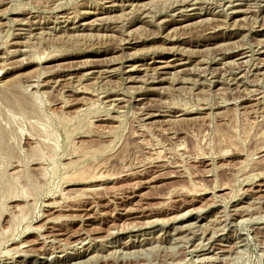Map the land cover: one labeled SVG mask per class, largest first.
Segmentation results:
<instances>
[{"label":"rangeland","instance_id":"rangeland-1","mask_svg":"<svg viewBox=\"0 0 264 264\" xmlns=\"http://www.w3.org/2000/svg\"><path fill=\"white\" fill-rule=\"evenodd\" d=\"M0 264H264V0H0Z\"/></svg>","mask_w":264,"mask_h":264},{"label":"bare ground","instance_id":"bare-ground-1","mask_svg":"<svg viewBox=\"0 0 264 264\" xmlns=\"http://www.w3.org/2000/svg\"><path fill=\"white\" fill-rule=\"evenodd\" d=\"M239 52V51H238ZM241 54V53H240ZM227 55H230L229 53H227ZM222 56V55H221ZM221 58V57H220ZM216 60V59H215ZM96 105V104H95Z\"/></svg>","mask_w":264,"mask_h":264}]
</instances>
